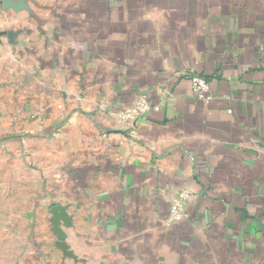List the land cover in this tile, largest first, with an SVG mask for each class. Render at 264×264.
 Wrapping results in <instances>:
<instances>
[{
  "label": "crops",
  "instance_id": "crops-1",
  "mask_svg": "<svg viewBox=\"0 0 264 264\" xmlns=\"http://www.w3.org/2000/svg\"><path fill=\"white\" fill-rule=\"evenodd\" d=\"M0 137L17 264H264V0H0Z\"/></svg>",
  "mask_w": 264,
  "mask_h": 264
},
{
  "label": "rangeland",
  "instance_id": "rangeland-1",
  "mask_svg": "<svg viewBox=\"0 0 264 264\" xmlns=\"http://www.w3.org/2000/svg\"><path fill=\"white\" fill-rule=\"evenodd\" d=\"M7 138L9 139V136ZM2 140L5 141L0 137V264H17L26 255L25 246L22 247L16 235L9 231L10 225L7 229L2 225L4 220H8L19 211H17L18 205L16 204L20 202L19 197L23 191V184L20 182L26 178V175L11 172L12 163L8 157L10 152L6 150V147L1 149L4 144ZM22 178L24 179L21 180Z\"/></svg>",
  "mask_w": 264,
  "mask_h": 264
},
{
  "label": "built area",
  "instance_id": "built-area-1",
  "mask_svg": "<svg viewBox=\"0 0 264 264\" xmlns=\"http://www.w3.org/2000/svg\"><path fill=\"white\" fill-rule=\"evenodd\" d=\"M191 88L194 95L201 100H208L209 82L200 76L191 75L190 77ZM150 110V105L145 97H139L133 106L126 108L119 115V121L122 124L120 129L130 130L133 129L138 119L146 117ZM189 198L187 192H181L175 197L169 208L168 219L171 222H180L185 218L184 202Z\"/></svg>",
  "mask_w": 264,
  "mask_h": 264
},
{
  "label": "water",
  "instance_id": "water-1",
  "mask_svg": "<svg viewBox=\"0 0 264 264\" xmlns=\"http://www.w3.org/2000/svg\"><path fill=\"white\" fill-rule=\"evenodd\" d=\"M51 214H52V223L54 227L53 231L58 235L59 238L58 242L56 243V247H58V249L62 251L64 257L72 258L75 260L73 253L70 251L68 245H66V243L64 242L63 235L58 229L60 221L66 220L64 217V209L60 206H55L52 208Z\"/></svg>",
  "mask_w": 264,
  "mask_h": 264
}]
</instances>
